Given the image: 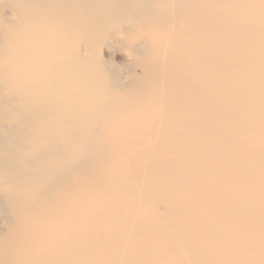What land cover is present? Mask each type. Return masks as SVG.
Here are the masks:
<instances>
[{"label": "bare ground", "instance_id": "6f19581e", "mask_svg": "<svg viewBox=\"0 0 264 264\" xmlns=\"http://www.w3.org/2000/svg\"><path fill=\"white\" fill-rule=\"evenodd\" d=\"M0 264H264V0H0Z\"/></svg>", "mask_w": 264, "mask_h": 264}, {"label": "rangeland", "instance_id": "374dc122", "mask_svg": "<svg viewBox=\"0 0 264 264\" xmlns=\"http://www.w3.org/2000/svg\"><path fill=\"white\" fill-rule=\"evenodd\" d=\"M5 11H9V8H7V9H5ZM11 17V16H10ZM103 53H104V55H105V57L107 58H113L114 56H116V55H118L119 54V52L118 51H116V49H114V50H110V49H107V48H104V50L102 49V55H103ZM110 56H112V57H110ZM121 62H125V58L123 57L122 59H121V61L119 62L120 63V65L121 66H125L126 65V63H121ZM127 81V78H125V82Z\"/></svg>", "mask_w": 264, "mask_h": 264}]
</instances>
